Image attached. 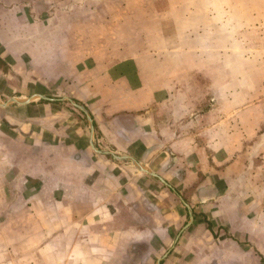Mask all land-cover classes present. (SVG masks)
<instances>
[{"label":"crops","instance_id":"crops-1","mask_svg":"<svg viewBox=\"0 0 264 264\" xmlns=\"http://www.w3.org/2000/svg\"><path fill=\"white\" fill-rule=\"evenodd\" d=\"M263 9L0 0V264H264L234 58Z\"/></svg>","mask_w":264,"mask_h":264},{"label":"rangeland","instance_id":"rangeland-1","mask_svg":"<svg viewBox=\"0 0 264 264\" xmlns=\"http://www.w3.org/2000/svg\"><path fill=\"white\" fill-rule=\"evenodd\" d=\"M259 11L261 9L256 14ZM260 13L264 15V9ZM236 44L238 52L234 55V58L237 59V63L243 69L253 70L245 74L252 85V87H249V93L251 94L248 97L255 101L262 99L261 102L253 104L249 110L250 112L248 111L250 119L246 122L247 125L245 124V117L239 115L238 123H243L242 127H246L250 134L239 136L238 141L240 146L246 147V152L252 154L251 159L253 160L255 176L262 178L264 177V40H238ZM261 185V190H263L264 185ZM261 185H257V187Z\"/></svg>","mask_w":264,"mask_h":264}]
</instances>
